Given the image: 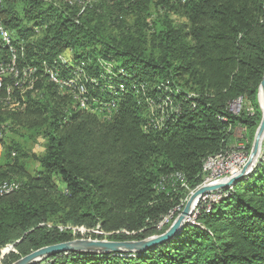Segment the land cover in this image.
Listing matches in <instances>:
<instances>
[{
	"label": "trees",
	"instance_id": "obj_1",
	"mask_svg": "<svg viewBox=\"0 0 264 264\" xmlns=\"http://www.w3.org/2000/svg\"><path fill=\"white\" fill-rule=\"evenodd\" d=\"M3 5L0 21L11 32L18 66L34 72L30 88H14L15 103L0 102V131L13 122L44 141L34 175L19 160L22 146L5 142L0 183L18 188L0 196V264L76 238L162 234L204 183L206 161L234 151L235 129L243 130L238 144L249 154L261 118L264 0ZM150 5L163 20L148 35L142 19ZM127 11L132 25L121 18ZM171 13L184 22L174 23ZM67 50L84 72L80 79L59 60ZM113 60L107 73L101 62ZM54 71L72 79L71 90L96 109L81 98L74 106L52 81ZM214 194L220 199L200 201L190 223L146 250L59 252L36 264H264V145L245 178Z\"/></svg>",
	"mask_w": 264,
	"mask_h": 264
},
{
	"label": "rangeland",
	"instance_id": "obj_2",
	"mask_svg": "<svg viewBox=\"0 0 264 264\" xmlns=\"http://www.w3.org/2000/svg\"><path fill=\"white\" fill-rule=\"evenodd\" d=\"M47 2H54L55 4H61L64 2H67V0H46ZM101 0H87V3H91V4H97L98 2H100ZM84 2V1H82ZM82 2H79L77 4H83ZM121 18L125 19V22L128 25H132L134 23V19L135 16L132 13H129L128 11L123 13L121 15ZM170 19L173 20L174 23L176 24H181L184 22V19L176 14L171 13L170 14ZM143 22L142 24L145 26L144 30H146V33L148 35L157 32L158 30V25L161 23V21L163 20V12H160L158 10V8L156 6L150 5V9L147 13L144 14V19H142ZM44 28V25L37 27L34 29V35L30 36L28 40L33 41L36 40V38L41 34L42 30ZM147 35V36H148ZM87 50H91L90 48ZM83 52L82 49H77L76 54H81ZM73 55V51L67 50L65 53L59 55V60L63 63H68L71 67L74 66V74L73 76H75V78H82L84 75L83 70H81L79 65H74L73 60L71 59ZM101 64L105 67V71L107 73L111 72V65L115 64V61L113 60L111 63H105L104 61L101 62ZM57 71V70H56ZM56 71H54L52 73V75H56ZM71 75V73H69ZM58 75V72H57ZM52 81H54L57 86H58V90L61 94H68L70 96V98L73 101L74 106L76 105V102L78 101L79 103L82 104V102L79 100V97L76 96V92L74 93L71 88H62V86L55 80H53V78H51ZM62 81L64 80L63 78H60ZM77 79V80H78ZM72 79L70 80H66L65 83H72ZM64 83V81L62 82ZM68 106L71 107L72 102L68 103ZM84 106V105H83ZM90 106V105H87ZM86 106V107H87ZM91 107V106H90ZM93 108H96L95 106ZM102 108V107H101ZM241 108V101H236L234 103H232L230 105V109L232 112L237 113L239 112ZM106 111L108 112V114H110V110H108V107L105 106ZM91 110V109H90ZM6 123V130H4V132L1 133V140H2V144H3V150L0 151V162H2V159H4L6 156L5 152H6V144H12L14 142H17L18 144H20L22 146L21 149V154L19 155V160H22L23 163L25 164V169L29 174H36L40 168H39V164L37 161V157L40 156L42 154L43 151V138L40 135L37 136H32V137H28V135L31 133L30 131L26 130L25 128H21L18 125H16L15 123H9L8 121L5 122ZM234 134H235V142L232 146V148H234V151H232L229 156H225V157H214L211 158L209 160L206 161L205 163V181L203 184L205 183H210L213 181H222L227 179L228 176L227 173H225V168L226 166H229L233 163V160H235L236 158H238L240 156V152L239 149L237 148V144L240 142V137L243 134V130L242 129H235L234 130ZM264 145V136L262 139V144H261V150H262V146ZM261 153V151H260ZM7 154V153H6ZM245 154V153H244ZM8 156V155H7ZM248 158V154L245 155H241V158L238 159L237 162V172L235 174H237L239 172V170L241 169V167L245 164V162L247 161ZM3 165V163L0 164V167ZM218 172H221V174H217ZM216 196V197H215ZM220 195L217 196V194L214 195H205L200 201H214V200H218L220 199ZM199 201V202H200ZM193 220V217L190 218V222ZM76 231H80L81 233H88V232H93L96 234H105L102 231L99 230H86L83 228H74ZM9 250V248H7L6 250H3L2 253H6Z\"/></svg>",
	"mask_w": 264,
	"mask_h": 264
},
{
	"label": "water",
	"instance_id": "obj_3",
	"mask_svg": "<svg viewBox=\"0 0 264 264\" xmlns=\"http://www.w3.org/2000/svg\"><path fill=\"white\" fill-rule=\"evenodd\" d=\"M258 99L261 108V118L255 130L245 164L237 174L222 181L202 184L192 191L183 208L165 232L142 240L112 241L106 239L76 238L41 247L19 258L12 264H36L50 255L59 252L78 251L97 254H130L132 252L146 250L149 247L160 244L173 237L184 227V225L190 223V218L194 217V211L197 204L205 195L231 188L237 181L245 178L252 171L255 162L260 155L262 139L264 136V74L258 86ZM2 255H4V253H2Z\"/></svg>",
	"mask_w": 264,
	"mask_h": 264
},
{
	"label": "bare ground",
	"instance_id": "obj_4",
	"mask_svg": "<svg viewBox=\"0 0 264 264\" xmlns=\"http://www.w3.org/2000/svg\"><path fill=\"white\" fill-rule=\"evenodd\" d=\"M82 1L84 0H67L68 4L70 5L74 3H79ZM180 1L186 2L187 0H180ZM2 5H3V0H0V7H2ZM0 54H4L5 56V59H0V68H6V62L7 64L10 65V68H11V71L9 72H6V69H0V102L3 104L15 103L16 99H15V95L13 94L14 88L17 86H24V88L25 87L30 88L31 84L33 83L32 76H33L34 69L31 66H21V67L18 66V63H17L18 54H17V50L13 42V37L11 36V32L2 25L1 21H0ZM4 76L6 77L4 78ZM1 133L2 132H0V151L3 149ZM243 148H244L243 144H241V148H238L240 155L242 156L245 155ZM216 157H225V156L218 155ZM17 188H18L17 182L4 181L0 183V196L7 194L11 191L13 192V190Z\"/></svg>",
	"mask_w": 264,
	"mask_h": 264
},
{
	"label": "built area",
	"instance_id": "obj_5",
	"mask_svg": "<svg viewBox=\"0 0 264 264\" xmlns=\"http://www.w3.org/2000/svg\"><path fill=\"white\" fill-rule=\"evenodd\" d=\"M0 59H5L4 54H0ZM0 69H6V72L11 71L10 65L7 64V62H6V68H0ZM5 77L6 76H4V78ZM51 78H53V80L57 81L62 86V88H73L72 83H62V80L60 79V75H57V72H56V75H51ZM76 96H78L79 98H81L83 100V102H84V105L87 106L86 105L87 95H78L76 93ZM87 109L95 110L96 108L87 106ZM101 109H105V105H103V107ZM237 148H241V144H238ZM10 154H11V156H14L15 155V151H11ZM239 158H241V155L238 158H236L235 160H233V163L231 165L226 166L225 173H227L228 176H233L237 172V162H238V159ZM1 163L2 162H0V164ZM217 174H221V172H218ZM213 182H218V181H213Z\"/></svg>",
	"mask_w": 264,
	"mask_h": 264
}]
</instances>
